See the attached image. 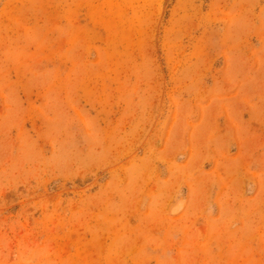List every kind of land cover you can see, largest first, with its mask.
Listing matches in <instances>:
<instances>
[{
  "label": "rangeland",
  "instance_id": "1",
  "mask_svg": "<svg viewBox=\"0 0 264 264\" xmlns=\"http://www.w3.org/2000/svg\"><path fill=\"white\" fill-rule=\"evenodd\" d=\"M0 264H264V0H0Z\"/></svg>",
  "mask_w": 264,
  "mask_h": 264
}]
</instances>
